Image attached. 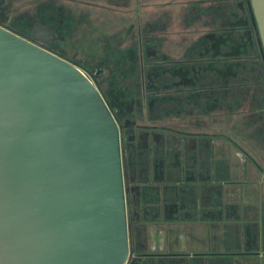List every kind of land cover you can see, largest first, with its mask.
I'll list each match as a JSON object with an SVG mask.
<instances>
[{
    "label": "water",
    "instance_id": "95a60500",
    "mask_svg": "<svg viewBox=\"0 0 264 264\" xmlns=\"http://www.w3.org/2000/svg\"><path fill=\"white\" fill-rule=\"evenodd\" d=\"M247 5L264 65V0ZM131 253L105 100L77 65L0 27V264H141Z\"/></svg>",
    "mask_w": 264,
    "mask_h": 264
},
{
    "label": "flooded vegetation",
    "instance_id": "af4514ba",
    "mask_svg": "<svg viewBox=\"0 0 264 264\" xmlns=\"http://www.w3.org/2000/svg\"><path fill=\"white\" fill-rule=\"evenodd\" d=\"M44 1L87 5V2L83 0ZM184 1L189 8H192V14L190 16H184L182 13L175 15L174 6L184 4ZM111 3L114 5V1ZM5 5L6 0H0V27L51 51L57 41L54 29L42 22H32L30 28L26 25L22 26V29L27 31L28 35H21L15 32L13 28L17 25L14 21L13 11L2 13L1 9ZM143 6H146L145 11L150 17L159 15L162 18L161 20L167 24H173L174 27L167 26L165 28L167 25L165 24L164 28H156L153 25L150 26L152 20L147 27L144 26L145 35L150 37L151 43L153 39V44L160 45L161 43L163 48L161 56L164 61L161 63L150 61L144 63L142 58H138L140 68L136 75L137 82L134 87V95L141 98L143 102L150 99L165 100L169 105H177L181 110L176 114L169 115L163 121H156L159 126H140L132 119L120 120L98 85L97 77L100 71L91 74L93 76L91 80L96 81L97 89L108 108L110 106L109 110L119 128L127 210L129 208L131 214L141 215H185L182 213L183 211H191L197 205L198 197L194 192V184L198 181V176L202 172H199L201 171L200 168L194 164L196 157L193 154H188L184 149L198 146L211 147L215 144L216 139H224L233 146H236V144L225 134L200 132L195 129L197 128L195 123L201 120L229 119L230 117L217 118L210 115V110L219 104L214 99L212 86L200 82L201 77L208 72V69L194 65L183 66L179 64V61L188 58H247L248 48L250 47L254 52L255 44L259 54L260 50L251 22L247 0H168L165 3H162V0H155L149 5L145 4ZM201 6L204 10L202 17L209 20L206 22L208 28L199 27L190 31L183 30L181 27L184 21L190 18V20L193 18L194 21ZM154 9H159L158 13H154ZM195 20L199 21V19ZM176 22L178 24L175 26ZM35 27H41L51 32L54 36L52 42L47 44L34 41L32 35ZM138 29H140V26ZM43 39L49 40V38ZM171 46L182 51L172 56ZM202 46H205L204 50H200ZM183 49H186V51H183ZM189 49L193 50L189 52ZM191 63L193 64V60ZM151 66L157 67L162 72L160 82H158L159 87H156L153 83H151L153 87L151 84L148 85L150 78L148 79L149 82L146 83L144 71H148ZM212 73L215 74V70ZM218 75L221 79L224 78V73L219 72ZM229 75L231 76L230 73H227V76ZM205 89L209 90V93H206ZM243 118L246 119V126H242L244 129L247 128V117L244 116ZM166 124H174V126H167ZM244 135H247L246 131ZM122 136L128 137L125 146L122 143ZM163 139H170L171 144L163 146ZM164 168L175 170L176 173L174 174H177L178 180L168 179L164 181L161 177L162 172L159 171L162 169L164 171ZM153 201L159 204L175 203L176 210L168 211L166 209L165 211L159 210L156 212L146 210L145 206L153 204ZM136 218L139 219V217ZM137 255L143 254H134L136 257Z\"/></svg>",
    "mask_w": 264,
    "mask_h": 264
},
{
    "label": "rangeland",
    "instance_id": "374dc122",
    "mask_svg": "<svg viewBox=\"0 0 264 264\" xmlns=\"http://www.w3.org/2000/svg\"><path fill=\"white\" fill-rule=\"evenodd\" d=\"M83 1L87 2V5L59 3L57 1L47 2L44 0H6V5L1 11L2 13L13 11L14 21L17 24L13 28L15 32L21 35H28L27 31L22 29V26L26 25L30 28L32 22H42L52 27L57 35V41L51 51L77 65L90 79L91 74L100 71L97 77L98 85L120 120L132 119L140 126H159L156 121H163L169 115L176 114L181 110L177 105H169L165 100L150 99L143 102L141 98L134 95V87L137 82L136 75L140 68L138 58H142L144 63L147 61L153 63L164 61L161 56L163 54L161 43L160 45L153 44L154 39L151 43L150 37L146 36L144 31V26L147 27L151 20L152 25L156 28H160L164 24L159 15L150 17L145 11L146 6H143L145 4L149 5L155 0ZM112 1H114V5L111 3ZM166 1L168 0H162V3ZM195 19H199V16ZM204 21L209 20L204 18ZM139 26L140 29H138ZM202 49L204 50L205 46H202L200 50ZM192 50L189 49L188 51ZM171 51L172 56H174L182 50L171 46ZM183 51H186V49H183ZM161 73V70L157 67H149L148 71H144L146 83L149 82L148 79L150 78L148 85L153 83L156 87H159L158 82H160ZM241 117L244 116H231L230 118ZM250 124L252 125L247 117V128L242 131L243 133L246 131V136H249V139L243 140L242 137L237 142L245 149H248L251 145L255 148L264 147V130L256 126L250 127ZM166 125L174 126V124ZM233 139L236 140L235 136ZM246 142H250V144ZM170 144V139H163V146H169ZM252 154L255 155L254 152ZM164 169V171L163 169L159 170L162 172L160 174L164 181L168 179L178 180L177 174H174L176 173L175 170ZM152 203L145 206V209L155 212L165 211L166 209L168 211L176 210L175 203L172 202L159 204L153 201ZM181 216L184 215L139 214V225H136L132 232V247L135 254H141L136 249L137 243L145 245L146 248L151 245V232L159 231V229L167 231L169 228H172V232L175 231L173 227L176 225L173 223H176V218ZM169 242L168 239L167 244ZM156 246L160 249L159 245ZM167 249L164 252L151 254L186 255L173 253L171 249ZM134 257L136 256L131 253V259ZM170 257L156 264H201L192 255ZM141 264L155 263L148 259H142Z\"/></svg>",
    "mask_w": 264,
    "mask_h": 264
},
{
    "label": "crops",
    "instance_id": "0c3cea01",
    "mask_svg": "<svg viewBox=\"0 0 264 264\" xmlns=\"http://www.w3.org/2000/svg\"><path fill=\"white\" fill-rule=\"evenodd\" d=\"M183 3L174 6L175 15L190 16L192 8L185 1ZM158 11L153 10L154 13ZM203 12L201 6L197 12L199 21L186 19L181 28L185 31L208 28ZM167 26L174 27L173 24H167L165 28ZM195 124V129L200 132L225 134L236 146L224 139H216L211 147L184 149L196 157L194 164L202 172L194 184L197 205L191 211H183V217L176 218L175 231L169 228L170 231L151 232V245L146 248L137 243L136 249L141 254H151L169 248L173 253L192 255L201 264L203 260L199 256L202 255H214L208 258L207 264H264V147H240L238 139H249L243 135L242 126L246 124L243 117L213 118Z\"/></svg>",
    "mask_w": 264,
    "mask_h": 264
},
{
    "label": "trees",
    "instance_id": "16d2710c",
    "mask_svg": "<svg viewBox=\"0 0 264 264\" xmlns=\"http://www.w3.org/2000/svg\"><path fill=\"white\" fill-rule=\"evenodd\" d=\"M192 60L193 64L191 63ZM179 64L206 67L208 69V72L201 77L200 82L212 86L214 99L219 104L210 110V115L216 117L247 116L252 123L250 127L256 126L264 130V68L256 44L254 52L250 47L248 48L247 58H188L179 61ZM210 68L215 70V74L212 73L213 70H210ZM219 72L224 73L223 79L219 77ZM227 73H230L231 76H227ZM214 75L215 77H213ZM91 77L93 79V76ZM93 81L98 88L96 81ZM205 91L209 93V90L205 89ZM126 142H128V137L122 136L123 146L126 145ZM136 217H139V214H131L128 208L127 223L129 227V246L132 254H135L132 247V232L133 228L139 225V219ZM170 256L187 257L188 255H137L140 260L148 259L155 264L161 260H166ZM210 257H214V255H202L199 256V259L203 260V264H205Z\"/></svg>",
    "mask_w": 264,
    "mask_h": 264
}]
</instances>
